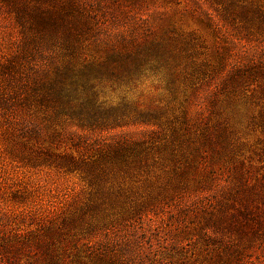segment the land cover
Returning <instances> with one entry per match:
<instances>
[{
	"label": "rangeland",
	"instance_id": "obj_1",
	"mask_svg": "<svg viewBox=\"0 0 264 264\" xmlns=\"http://www.w3.org/2000/svg\"><path fill=\"white\" fill-rule=\"evenodd\" d=\"M199 1L212 20L192 0H0V65L19 59L23 82L7 83L27 96L9 110L0 97L1 229L50 243L61 225L77 242L67 264H264V61L248 63L264 52V0ZM54 11L83 33L75 52L33 25ZM62 66L106 115L39 102L36 76L47 88ZM64 153L75 166L56 165Z\"/></svg>",
	"mask_w": 264,
	"mask_h": 264
},
{
	"label": "trees",
	"instance_id": "obj_2",
	"mask_svg": "<svg viewBox=\"0 0 264 264\" xmlns=\"http://www.w3.org/2000/svg\"><path fill=\"white\" fill-rule=\"evenodd\" d=\"M192 1L194 6L196 5V7L200 9V13L205 15L208 20H212V13L205 10L200 5L199 0ZM68 3L71 9L76 7L75 0H68ZM227 9L228 8H226V11ZM230 11L233 12V7H231ZM223 15L227 18L226 14ZM34 17L35 23H33V25L38 27L39 33L42 34V37L40 38L44 39L46 44L60 45L68 52L76 51L78 43L83 37V33L76 28H71L65 15L57 14L54 11L50 13L45 12L44 15H35ZM98 21L101 22L100 19H98ZM141 21L144 23L142 27H145V29L150 28L151 25L149 19L141 18ZM159 54L160 48L158 46L154 45L147 47L145 48V52H140L131 59L129 56L122 64L124 67L123 71H125L127 75L141 72L147 65L148 61L154 56L157 57ZM263 56L264 52L261 56L257 55V52H254L248 57L250 59L248 63L255 64L257 62H263ZM115 57L116 59H114V62L117 61L120 56ZM23 66L24 65L19 62V59L6 60L0 65V97L9 102L3 104L1 106L2 109L9 110V106H12L14 103L18 104L19 102H22L23 98L25 99L27 97L24 95L26 88L23 89L18 86V82H23L21 76V69ZM232 66L240 72L243 70L241 63L239 62L232 63ZM55 73V77L49 81L47 88L41 80L37 82L36 76L35 90L37 93H40L38 99L41 104L49 105L51 103L58 110H65L69 106L72 108L78 106V115L88 114L89 118L95 119L94 121H98L99 117L106 115V111L103 109L102 104H97L93 99H88V97H85L84 95H79L80 90L83 92L85 91V81L83 78L79 77V73H77L75 68L71 66L57 67ZM111 73L114 74V72ZM12 79L18 80L17 84L15 83L16 86H9L7 83L8 80ZM84 98L85 100H83ZM74 100H80L78 105L77 103L72 104ZM12 101L13 103L10 104ZM127 142H130V140H121V143L127 144ZM64 156L68 159L65 162H56V165H67L68 167L76 165L77 162L72 155L64 153ZM55 161L56 160H52L51 163ZM24 202L25 200H22V195H15L13 207H16V205L19 204L22 205ZM47 218L48 217L44 214L43 210H40L39 219L44 221L48 220ZM35 220L36 216H34V219L32 218L31 222H29V226L36 224ZM215 223L218 224L217 221H214V224ZM47 228L52 233L50 236L53 237L50 239V243L43 239L36 241V235L33 234V230L23 232L21 231V228L18 227L16 228V232L10 233L11 230L0 228V264H67V259L64 258L63 254H66L69 248L77 247V242L63 236L61 225L47 226ZM56 236L61 238H56ZM49 244L52 245V249L45 253L44 250L48 251ZM229 246L227 247L229 248ZM59 248L62 256H59ZM47 255L49 256L47 257Z\"/></svg>",
	"mask_w": 264,
	"mask_h": 264
}]
</instances>
